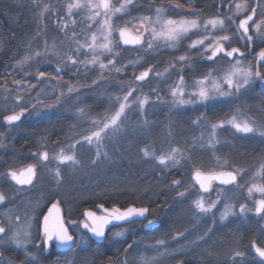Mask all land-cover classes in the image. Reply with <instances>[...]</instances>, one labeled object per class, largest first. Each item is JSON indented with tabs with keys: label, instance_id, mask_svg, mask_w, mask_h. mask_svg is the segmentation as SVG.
Returning a JSON list of instances; mask_svg holds the SVG:
<instances>
[{
	"label": "rangeland",
	"instance_id": "1",
	"mask_svg": "<svg viewBox=\"0 0 264 264\" xmlns=\"http://www.w3.org/2000/svg\"><path fill=\"white\" fill-rule=\"evenodd\" d=\"M17 1V0H16ZM21 3H32V0H19ZM41 3L48 4L49 10L44 12V18L39 20L37 25L40 28L41 35L38 39V48L33 44V41H28L24 44L23 49L25 54L33 51H43L45 42L48 45L56 44L55 52L60 56L71 54L69 48L75 49V43L69 44L67 37L73 35L72 29L79 34L81 43L85 39H90L91 33L96 32L99 28V23L102 22L103 17H98L96 22L90 21L88 16L90 12L87 9L74 10L73 16L69 17L66 13V4L69 0H39ZM118 6V5H117ZM148 7L143 11L138 8L137 4L131 10V15H125L121 20L116 22L123 24V21L130 20L134 16L149 15ZM172 18H176L174 13L169 12ZM60 18H63L61 20ZM75 20V25L72 24ZM59 21V23H58ZM67 22L69 29L67 33L61 31L62 24ZM135 23V22H134ZM91 25V31H88ZM44 32V33H43ZM117 33L114 37L117 39ZM35 36H39L38 33ZM37 44V43H36ZM185 41L182 42L178 50H172L165 47H160L157 50L145 53L142 49L122 50L119 47L121 55L119 63L127 65V68L117 73L113 70L110 74L105 73L103 77L100 75L99 66L95 67L89 65L88 70L85 71L83 64L78 65L80 68V75H74L76 69L69 67L62 75V81L58 82L51 79V76L45 78L44 82L38 83L34 81H21L20 88L9 92L6 89L0 88V142L7 145L6 150L9 151L10 157L6 160L11 161L10 164H17L22 158L19 154L13 152V132L18 130L32 131V145L37 150H47L50 155H54L61 148L67 149L76 140H81L83 135L88 134L90 128V120L114 112L113 97L122 95L121 87L126 90L129 86L142 89L143 93H149L152 88L160 89L161 99L157 101L156 96H151L149 105H146L144 113H140L138 108L134 107L127 111V115L123 120L122 131L112 137L106 142L105 147L100 149L101 156L97 163L93 164L92 160L97 159L95 145L89 146L82 142L76 148V156L80 163L75 166H62V181L57 182L53 178L55 172L56 161H51L47 166H42L41 171L37 176L35 187L33 190L34 197L32 200L35 207L32 233L33 246L35 245V234L37 225V215L39 210L47 198L49 200H58L64 208L66 218H72L75 214V209L79 203L97 200L96 197L103 198L106 195L119 194L128 191V185H136L142 177L141 173L145 175L150 170L155 171L156 176L165 177L167 174L174 173L173 180H179L180 186L176 190L177 208L174 211V217H170L169 213L163 217H155L153 220H161L163 230L157 234H145L142 232L141 225L137 222L126 224L123 226L111 229L103 244L105 249H108L111 254H115L111 264H120L124 259V248L128 244H133L134 248L130 249L128 255V264H135V258L140 254L154 255L155 249H149L147 246L154 245L157 239H165L168 252L170 254H163L164 248L160 249L161 261L164 258H169L171 264H180L179 259H183L190 251H194L191 257L195 263H210L212 254H201L204 252L203 246L217 253L216 256H221L215 264H233L231 254L235 250L245 252L243 258H236V264H264L263 261L254 257L251 250V243L255 241L259 246H264V218L255 215V200L262 198L259 192H253L252 198L249 199L247 193V186L252 183L264 184V178L256 177L253 179L254 173L260 166L261 159L264 158V137L258 133L255 134H236L235 129L231 125L225 124L223 128L217 129V139L219 143L216 144L215 151L207 146L208 133L211 131L210 124L230 118L239 109L243 113V117L248 118L250 122H254L255 127H264V119L261 114L255 113L258 107L249 103V99L254 96L256 83L253 80L246 90H242L240 94L229 98H215L205 103H197L190 105H173L172 97L170 95L169 86L174 84L179 74H183L187 84L191 85L195 79H198L208 73L209 70H214V73L221 74L225 68H190L189 60L183 65L177 63L176 69L167 74L164 78L157 79L150 76L149 80L143 85L135 82L134 75L139 74L140 71L147 69L149 65L155 67L156 71H163L175 57L185 54ZM2 44L0 42V50ZM37 48V49H36ZM80 60L91 59V53H84L81 50ZM104 62L111 59V56L101 57ZM140 58L141 62L135 66L129 64V61ZM33 61L28 64H17V68L30 69ZM58 62V57L52 52L46 53L43 59L44 65L55 72V67ZM243 63V62H242ZM244 64V63H243ZM46 67V66H45ZM183 69L182 73L180 72ZM38 70V69H36ZM30 71V70H29ZM98 81L93 84L92 81ZM34 82V83H33ZM73 84L78 87V93H73L59 103H55L56 95L60 91L67 92L66 85ZM63 84L65 87L60 88L58 85ZM18 87L15 83L13 86ZM35 85V87H31ZM52 86H57L55 94ZM193 89L188 87L187 92ZM141 92L138 91L137 95ZM17 97L21 99L18 101ZM187 98V97H186ZM42 102V103H39ZM44 105H53L48 108ZM35 106V108H33ZM21 107L27 108L28 111L21 117L20 121L12 126L4 122V116L19 112ZM118 107V105H116ZM85 108L87 115L80 116L77 109ZM218 111L221 113L217 114ZM203 117L200 124L193 123L198 118ZM203 133L205 142L201 147L199 143L193 144V140L199 138ZM51 135L56 136V141H53ZM8 143V144H7ZM179 147L185 151L186 157L190 159L182 160L179 165L175 167L164 168L160 166L155 160L148 159L143 156L141 149L149 146L154 148L159 154L161 151H167L169 146ZM256 146L259 150H256ZM12 151V152H11ZM103 153H107L106 156ZM219 157V162L217 161ZM224 161H227L225 164ZM194 166H198L204 172L212 171H230L234 168H243L245 170L243 179L239 183L245 184L246 187L237 189L235 186L224 187L216 183L213 184V189L210 193H201L194 184L191 176L194 172ZM141 167L147 169H141ZM141 172V173H140ZM171 181V185L172 184ZM124 186V187H123ZM223 189L226 195L221 197V202L213 213L207 215L196 214L192 206V201L197 199L199 195L206 198L216 199L217 190ZM178 192H185L184 197L177 196ZM18 202V201H17ZM30 201H26L24 207ZM44 203V204H43ZM229 203L235 205L236 215L229 216L227 220H220V213L224 208V204ZM246 204L252 209L246 214H239V205ZM16 205L18 203H15ZM14 204V205H15ZM10 209H13L12 207ZM6 209L5 211H7ZM5 211H1L2 215ZM4 217V215H3ZM157 222V221H156ZM225 227V236L234 237L232 228L240 231V244H233L230 242L228 248L221 242L216 240V235L212 234L206 237L205 233L209 234L214 228ZM76 234V240L79 242L81 238L82 243H78L70 252L61 255L65 261L76 262V264H92L91 258L86 254L92 245V241L79 230V226H72ZM151 229V228H150ZM124 232L121 237H116V232ZM246 231H251V242L244 246L242 243L243 234ZM177 232L184 233L183 237L172 238L176 236ZM244 232V233H243ZM202 237V239H201ZM203 237L205 241H203ZM236 246V247H235ZM227 248V250H225ZM226 251V253H224ZM0 259L2 257L22 258L20 250L14 246L0 248ZM196 253V254H195ZM224 253V254H222ZM39 252V258L41 257ZM210 256L211 258H209ZM178 258V259H177ZM0 260V264H6ZM14 264H17L15 261ZM20 264V263H19ZM40 264V262H39ZM110 264V263H106ZM163 264H169L168 261Z\"/></svg>",
	"mask_w": 264,
	"mask_h": 264
},
{
	"label": "snow or ice",
	"instance_id": "2",
	"mask_svg": "<svg viewBox=\"0 0 264 264\" xmlns=\"http://www.w3.org/2000/svg\"><path fill=\"white\" fill-rule=\"evenodd\" d=\"M37 7L40 6L39 0H32ZM137 0H69L66 4V13L69 17L73 16L74 10L87 9L90 12L88 19L96 22L98 17H103L102 22L99 23V28L96 32H92L90 39L86 38L85 42L81 43L79 40V34L75 32L73 28V35L67 37L69 44L75 43V49L69 48L71 54L60 56L55 52L56 44L48 45L44 44L43 51H33L25 54L17 64L26 65L29 61L43 60L46 53L52 52L53 55L58 57V62L55 67V74L46 73L45 71H38L36 74V80L38 83L44 82L45 78L51 76L58 82L62 81V75L69 67L75 68L74 75H80V68L78 65L83 64L85 71L88 70V66H99L101 77L105 73H111L115 70L117 73L123 72L127 65L121 64L120 67H116L119 63V57L121 52L118 50L120 45H132L135 48L142 49L145 53H150L157 50L160 47H165L172 50H178L182 42L186 39H190L192 35L197 36L196 39H191L187 45L186 54L179 55L164 68V70L156 71L155 67L149 65L144 71H140L139 74L134 75L135 82L139 85L146 83L150 76H154L157 79L164 78L171 71L176 69V64L183 65L190 59L192 51H196L197 55L206 58L207 61L215 62L217 59H225L228 61V66L222 71L221 74L214 73V70H209L208 73L198 79H195L191 85L187 84L183 74H179L178 80L169 86L170 95L172 97L173 105H190L197 103H205L215 98H229L241 93L242 90H246L252 81L259 80L264 83V48H262L256 59L257 67L253 68L251 65H244L238 58L243 56L244 53L240 51L238 47H229L231 36L228 34L217 35L215 30L217 28L227 32L225 27L226 21L234 23L232 17L220 18L219 16L210 17L208 19L201 20V12L196 10L192 5L191 0H187L188 11L182 13L179 10L184 8V4L180 2L169 3L167 6L161 4L153 7L148 5L149 15L134 16L130 20L123 21V24H119L116 21L121 20L125 15H131V10L135 7ZM118 5V6H117ZM247 7V4L241 2L235 5V14H239ZM259 5L251 8V14H248L246 18L240 19L239 25L235 30V34L240 40L251 44L253 42V36L249 34L250 25L249 22L253 21L254 16L257 13ZM49 10V5L44 4L42 10L39 12V16L43 17L44 12ZM174 13L178 18H172L168 13ZM194 17V18H189ZM63 20V18H60ZM135 22V23H134ZM59 23V21H58ZM76 21L72 20V24L75 25ZM255 30L260 36H264V20L254 22ZM211 26V29H209ZM91 25H89L88 31H91ZM69 25L64 22L61 27V31L67 33ZM202 29V31H201ZM118 32L119 40H116L114 33ZM39 34V33H38ZM84 53H91V59L80 60L81 50ZM111 56V59H107L105 63L101 57L107 58ZM141 62L140 58L129 61V64L133 66ZM181 68L180 72L182 73ZM15 83L19 86L21 81L17 80ZM95 85L98 81L93 80ZM60 88L65 87L63 84L58 85ZM35 87V85H31ZM57 86H52L53 93L55 94ZM121 87L122 95L113 97L114 112L90 120V128L88 134L83 135L81 140L74 141L71 145L67 146V149L61 148L54 155H50L49 151H37L31 153V157L35 159V163L28 164L27 166L14 168L8 167L6 171L0 173V180H3L14 188V195L9 197L6 193L0 191V207L6 205L11 199L19 197L20 193L31 190L35 187L34 181L37 178V168L41 164L47 166L51 161H56L55 172L53 178L57 182L62 181V166H77L80 161L76 156V148L82 142L87 143L89 146L95 145L96 157L92 163L95 164L98 158L102 155L100 149L105 147L106 142L112 137L118 135L123 129V120L127 115V111L138 108L142 114L145 111L146 105L152 103L151 96L155 95L157 101L161 99L159 88L150 89L149 93H143L142 89L129 86L126 90ZM191 87L193 90L187 92L186 89ZM67 92L60 91L56 95L55 103L59 104L66 95L70 96L73 93H78L77 86L69 83L66 85ZM140 91L141 94L137 95ZM187 97V98H186ZM21 98L17 97L19 101ZM42 103V102H39ZM118 105V107H116ZM44 107L51 108L53 105H44ZM35 108V106H33ZM28 109L21 107L19 112H13V114L5 115L4 122L12 126L15 122L19 121L21 117L27 112ZM80 116H86L87 112L85 108L77 109ZM203 117L198 118L193 123L200 124L203 121ZM225 124L231 125L235 129L236 134H255L258 133L264 137V127H255L254 122H250L248 118L243 117V113L238 109L235 114L230 118L220 120L217 123H211V131L208 133L207 146L215 151L216 144L219 143L217 139V129L223 128ZM3 134L0 133V136ZM205 138L203 133L199 138L193 140V144L199 143L201 147L204 146ZM144 157L155 160L160 166L164 168L175 167L179 165L182 160L190 159L186 157L185 151L179 147L169 146L167 151H161L157 154L154 148L146 146L141 149ZM104 156L107 153H103ZM219 162V157H217ZM226 164L227 161H224ZM193 180L197 185L201 193H210L213 189V181H218L220 185L235 186L237 189L246 187L245 184L239 183V180L243 179L245 170L243 168H234L230 171H212L204 172L200 167L194 166ZM256 177L264 178V158L261 159V163L257 171L253 175V179ZM172 184L175 187L180 186L179 180H173ZM253 192H259L262 194V198L255 200V215L264 218V184L252 183L247 186V193L249 199L252 198ZM185 192H178L177 196L184 197ZM226 195V192L221 189L217 190L216 199L206 198L203 195H199L197 199L192 201V206L196 214L207 215L213 213V210L217 208V205L221 202V197ZM23 203V202H22ZM60 201L51 204L47 213L43 215L42 220H36L35 223L38 226V240L33 246V220L35 207L31 202L25 207L21 208L20 205H16L13 209H8L3 213L7 218L6 222L0 221V248L14 246L15 249L20 250L24 257L22 264H39V252L43 249L44 252H48L53 241L66 251H72V249L83 240L77 241L74 239V234L70 232V226H79L91 233V235L97 239L106 238V229L109 225L119 227L122 223H132L137 219H147L148 207H137L135 205H129L127 207H121L113 205L112 207H105L103 203L95 206L96 210L85 209L82 213L83 219L80 221H65L63 218ZM252 209L246 204L241 203L239 205V214L243 215L251 212ZM98 212L100 214H98ZM214 214V213H213ZM235 205L225 203L224 208L220 213V220L225 221L229 216L236 215ZM155 221L148 220V225H152ZM124 232H116V237H121ZM207 235V233H205ZM184 233L177 232V237H183ZM202 239V237H201ZM133 244H128L124 248V259L120 261V264H128L129 250L133 249ZM149 249H155L154 255L140 254L135 258V264H162L160 252L161 248H164L163 254H170L166 246L165 239H157L154 245L147 246ZM251 248L254 250L256 256L264 261V246H259L255 241L251 243ZM2 255V253H0ZM245 256L244 251L235 250L231 254L233 264H236V258H243ZM63 264H74V261H64Z\"/></svg>",
	"mask_w": 264,
	"mask_h": 264
},
{
	"label": "flooded vegetation",
	"instance_id": "3",
	"mask_svg": "<svg viewBox=\"0 0 264 264\" xmlns=\"http://www.w3.org/2000/svg\"><path fill=\"white\" fill-rule=\"evenodd\" d=\"M176 3V2H180L184 4V8L180 9L179 11L182 13H186L188 11V4H187V0H137V6L138 8H140L142 11L148 7L149 4L153 5V7L155 6H159L161 4L167 6L169 3ZM245 3L247 4V7L240 12L239 14H235V5L236 3ZM192 5L195 7L196 10L201 12V16L200 19L204 20V19H208L210 17H215V16H219L220 18H225V17H232V19L234 20V23H232L231 21H226L225 27L227 29V32H225L224 30H221L219 28H217L215 30V33L217 35H223V34H228L231 36V41L229 44V47H238L240 49V51L242 53H244L243 56L238 57L241 62L244 63V65H251L253 68L257 67V55L259 53V51L264 48V36H260L256 30H255V24L254 22H259L261 20H264V0H191ZM258 10L256 15L253 18V21L249 22L250 25V29H249V34L253 36V42L249 45L246 44L245 41L240 40L239 37L235 34V30L239 25V21L240 19H244L246 18V16L248 14H251V8L254 6H257ZM174 16L176 18H178V16L176 14H174ZM189 18H194V17H189ZM209 29H211V26H209ZM202 31V29H201ZM197 36L192 35L190 37V39H186L185 44H184V50L183 52H187V45L188 43H190L191 39H196ZM117 39L119 40V36L117 33ZM122 49L124 50H129V49H139V48H135V46H125V45H121ZM190 55V59H189V67L190 68H204V70H208L210 68H226L228 66V61L225 59H217L215 62H210L207 61L206 58L201 57L199 55H197L196 51H192L191 53H188ZM264 63V62H261ZM148 68V67H147ZM262 71H264V69H262ZM256 85H255V93L254 96L252 98L249 99V103L247 102V104H254L255 106L258 107V110H255V113L261 114L263 116L264 119V83H261L260 81H255ZM221 113L220 111H218L217 114ZM20 121V120H19ZM19 121L15 122L14 124L18 123ZM13 137H12V141H13V152L17 153L21 156V160L14 165H11L10 162L6 160V158L10 157L9 151L6 150V148H8L7 145L3 144L0 142V173L6 171V169L8 167H14V168H20V167H24L27 166L28 164H32L35 163V159L33 157H31V153L37 152L39 150H37L36 148H33L34 145H32V131L30 130H18V131H14L13 132ZM51 138H53L52 140L56 141V136L51 135L49 136ZM1 139V136H0ZM8 144V143H7ZM256 150H259V148L256 146ZM41 151H45V150H41ZM12 152V151H11ZM43 164H41L40 166H38L37 168V176L39 174V172L42 169ZM37 180V178H36ZM36 180L34 181V184L36 182ZM214 184V183H213ZM34 187L31 188V190H26L22 193H20L19 197L16 199H11L6 205L0 207V221H4L6 222V217L2 215L1 211H5L6 209H10L11 207L14 208L16 206L15 203H18L17 205H20L21 208L24 207L26 201H30L32 202V200L37 199V196L34 197V193H33ZM0 191L6 193L9 197H12L14 195V188L10 187L9 184L3 180H0ZM18 201V202H17ZM58 200H49V198H47V200L44 202L45 205H43L41 207V209L39 210V213L37 215V220H42L43 215L47 212L48 208L51 206L52 203L57 202ZM23 202V203H22ZM43 203V204H44ZM15 204V205H14ZM60 207L62 210V215L63 218L65 219V221H69V220H73V221H80L83 219V215L82 213L84 212V210L80 211V210H75V214H73L74 217L72 218H66L65 213H64V208L63 205L60 203ZM91 210H94L95 207L93 208H88ZM98 214H100L98 212ZM76 216V217H75ZM152 218H149V215L147 216V219H145L144 221H139L137 222V224L141 225L142 227V232L145 234H157L160 231L163 230V224L161 222V220H155L158 222V225L154 228V229H145L144 225L145 223L150 220ZM123 226V225H121ZM116 227V226H115ZM113 227V228H115ZM112 228V229H113ZM214 228L212 230V232H210L209 234L206 235H212L215 234L216 235V240L221 242L223 245L226 244V246L229 244L230 242H232V246L233 244L237 243L236 245L240 244V231L236 230L235 227L232 228V234L234 237H230V236H225V227H217ZM69 230L71 233L74 234V239L76 240V234L72 229V226L69 227ZM79 230L84 233L87 238H89L92 242H94L89 235L82 230L81 227H79ZM208 233V232H207ZM34 233H32L33 236ZM203 237V241H205V238ZM34 238V236H33ZM38 240V226L36 228V234H35V243ZM96 243V242H95ZM205 243H203L204 245ZM202 245V248L204 249V252H202L201 254H212V261L210 263H203V264H215L218 262V260L214 261L215 259L221 257V256H216L217 253H214L212 250H208V248L204 247ZM236 247V246H235ZM228 248V246H227ZM227 248L225 250H227ZM252 250V248H251ZM41 252V257L39 258V262L40 264H63V262L65 261V259L61 256L63 254H66L67 252H58L55 249V242L53 241L48 252H44L43 249L40 250ZM207 252V253H206ZM226 253V251L224 252ZM222 253V254H224ZM194 251H190L189 253L185 254L186 256L183 259H179V263L180 264H200V263H195L192 261L191 257L193 256ZM196 254V253H195ZM254 255V254H253ZM209 258H211L210 256H208ZM255 258L259 259L258 256L254 255ZM169 258H164L165 261H161L162 264L167 262L169 264H171L172 261L168 260ZM178 259V258H177ZM0 260H3V263L5 261L6 264H14L15 261H17V264H22V258H16V260L14 259H10V258H5L2 257ZM74 264H76V262H74Z\"/></svg>",
	"mask_w": 264,
	"mask_h": 264
},
{
	"label": "trees",
	"instance_id": "4",
	"mask_svg": "<svg viewBox=\"0 0 264 264\" xmlns=\"http://www.w3.org/2000/svg\"><path fill=\"white\" fill-rule=\"evenodd\" d=\"M39 4L40 6L37 7L36 4L21 3L19 0H0V42L2 44L0 50V88L9 92L20 88V86H13L17 80L34 81V75L38 71L55 74V72L47 68V65H44L43 60L31 62L32 67L30 69L16 67L17 61L26 53L23 49L24 44L28 41H33V44L38 48V42H40L38 38L43 35L37 26L39 20L44 18L39 16L43 3L39 1ZM36 33H39V36H35ZM119 47L121 51L124 50L121 45ZM141 169L147 168L141 167ZM139 176L142 177V180H139L136 185H128L126 187L128 191L106 195L103 198L96 197L97 200L95 201L90 200L85 203H79L75 210L82 211L93 208L100 203H103L105 207L118 205L122 208L135 205L137 207H148L149 218L163 217L168 213L173 218L174 211L178 206L177 197L175 196L176 190L171 185L174 173L167 174L161 179L156 176L155 171L150 170L145 175L141 173ZM251 233V231H246L243 234L242 243L244 246L251 242ZM86 254L91 258L92 264H111L114 259L113 256H115L108 249H105L103 245L95 242H92Z\"/></svg>",
	"mask_w": 264,
	"mask_h": 264
},
{
	"label": "water",
	"instance_id": "5",
	"mask_svg": "<svg viewBox=\"0 0 264 264\" xmlns=\"http://www.w3.org/2000/svg\"><path fill=\"white\" fill-rule=\"evenodd\" d=\"M118 36H119V35H118ZM130 46H132V45H130ZM191 178H192V180H193V174H192ZM193 182H194V184L196 185V187L199 189V185H197V184L195 183L194 180H193ZM212 183H216V184L220 185L218 181H213ZM221 186H224V185H221ZM173 187L175 188L174 185H173ZM224 187H228V186H224ZM199 190H200V189H199ZM50 207H51V206H50ZM60 208H61V207H60ZM94 210H96V208H95ZM61 212H62V210H61ZM46 213H47V212H46ZM46 213H45V214H46ZM148 213H149V212H148ZM148 213L146 214L147 216H148ZM144 220H145V219L140 218V219L135 220L134 222H139V221H144ZM150 220L155 221V220H153V219H150ZM134 222H132V223H134ZM126 224H130V223H122L121 225H126ZM157 225H158V222H156V221H155L152 225H148V221H147V222L145 223V225H144V228H145V229H148V228L154 229ZM113 227H115V226H112V225H109V226H108V228L106 229V236H107L108 232H109ZM81 228H82V227H81ZM82 230L85 231V232L89 235V237H90L94 242H96V243H98V244H103V243L105 242V240H106V238L97 239V238L93 237V236L91 235V233L87 232V230H85V229H83V228H82ZM54 242H55V241H54ZM55 249H56L58 252H67L66 250H63L62 248H60L56 243H55ZM252 253H253L254 255H256L253 249H252ZM259 260H261V259L259 258ZM261 261H262V260H261ZM263 262H264V261H263Z\"/></svg>",
	"mask_w": 264,
	"mask_h": 264
}]
</instances>
